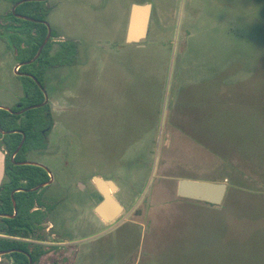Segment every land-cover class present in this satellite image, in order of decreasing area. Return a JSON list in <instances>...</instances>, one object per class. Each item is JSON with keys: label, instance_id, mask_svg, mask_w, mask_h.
<instances>
[{"label": "rangeland", "instance_id": "obj_1", "mask_svg": "<svg viewBox=\"0 0 264 264\" xmlns=\"http://www.w3.org/2000/svg\"><path fill=\"white\" fill-rule=\"evenodd\" d=\"M132 2L153 7L140 46L125 42ZM12 8L0 0L1 28ZM45 8L50 53L72 41L77 57L45 73L54 125L47 148L25 161L58 178L79 171L86 183L99 172L127 184L136 212L99 239L119 264H264V0H48ZM18 64L3 29L0 106L12 110L24 106ZM160 177L225 182L228 191L215 206L158 192ZM46 227L40 236L60 242V229Z\"/></svg>", "mask_w": 264, "mask_h": 264}, {"label": "trees", "instance_id": "obj_2", "mask_svg": "<svg viewBox=\"0 0 264 264\" xmlns=\"http://www.w3.org/2000/svg\"><path fill=\"white\" fill-rule=\"evenodd\" d=\"M19 1L21 0H10L13 6ZM45 5L46 2H25L17 7L16 12L39 21H45L49 13ZM6 16L4 18L8 23L3 28L0 26V33L3 29L6 33H10L17 51L18 63L32 60L46 39L48 27L44 23L17 18L12 11ZM53 37H55V32H52ZM52 45L53 42L50 40L41 56L34 63L20 67V72L33 75L43 85V77L51 67L76 62L78 48L76 43L72 41L61 42L60 48L55 54L50 53ZM20 79H22L24 87V106L13 109L14 112L45 101L44 92L34 79L24 75H20ZM53 125L54 121L49 103L23 114H14L0 109L1 128L4 131H14L8 135L0 133V147L7 152L5 171L8 178V181L0 188V214L14 215L12 192L18 189H33L49 180L48 173L42 167L15 164L14 161L24 162L26 153L46 149V139ZM18 131L26 135V140L20 152L12 160L11 156L23 139V134ZM14 197L18 214L15 217L0 216V251L21 250V252L16 251L2 257L11 259L12 264H30L26 252L31 256L33 264H65L66 253L64 249L55 253L52 259L44 260L45 257H49L48 255L52 250L59 249V247H48L28 241L31 239L46 240L40 236L39 232L48 222V212L47 210L35 209L36 207L46 208L39 193L21 191L16 192Z\"/></svg>", "mask_w": 264, "mask_h": 264}, {"label": "crops", "instance_id": "obj_3", "mask_svg": "<svg viewBox=\"0 0 264 264\" xmlns=\"http://www.w3.org/2000/svg\"><path fill=\"white\" fill-rule=\"evenodd\" d=\"M134 4L144 5L147 3L132 2L131 7ZM152 20L151 14L147 37L150 36L152 30ZM128 27L129 20L125 33L126 44L142 45V42L147 39V37L134 43H128L126 41ZM160 34L162 33L160 32ZM80 69L87 70L91 68L88 66V63H85V66H81ZM5 168L6 152L4 151L3 153L0 150V184L6 175ZM49 173L52 175L50 170ZM65 173V176L59 178L56 177L55 174L54 176L52 175L53 181L51 184L41 189V192L44 191V196L42 198L43 202L49 209V211H47L48 222L46 223L47 225L44 226H47V231L59 228L63 237L61 236L60 242L56 241L48 243L47 241L37 242V240L34 242L48 247H63L66 253L65 264H119L116 257H113L111 256L112 254L105 252V244L107 243H101L99 242V239L102 237L105 230L115 225V223H117L126 214L133 216L139 204L133 202L130 203L131 194L127 184L121 185L114 177H104L99 174V172H93L89 180L84 183L79 171H73L71 174H69L70 172ZM58 174L60 173L58 172L57 175ZM95 178H100L106 182L105 188L107 191L112 193V196L122 207L121 214L111 222L106 221L96 213V207L103 201L104 197L95 182ZM75 179H79L80 181L76 182ZM159 181H161V186L159 185V187L163 188L161 190L157 187L158 192H165L171 195H174L177 192L176 182H179L180 180H176L171 177H160ZM109 182L113 183L115 190H112L113 188ZM50 189H52V192ZM123 193H125V196L120 197ZM119 198L124 202L122 203ZM67 202H69V204L65 206ZM63 204L64 206L62 208L60 205ZM35 209L45 210L43 207H36ZM111 211L112 206L107 209L106 214L108 215ZM127 264L132 263L128 262Z\"/></svg>", "mask_w": 264, "mask_h": 264}, {"label": "water", "instance_id": "obj_4", "mask_svg": "<svg viewBox=\"0 0 264 264\" xmlns=\"http://www.w3.org/2000/svg\"><path fill=\"white\" fill-rule=\"evenodd\" d=\"M33 1L47 2L48 0H21L13 6L12 13L17 18H20L23 20L46 24V26L48 27V34L46 36L45 41L43 42V44L39 48L36 56L30 61H27L24 63H19L17 68L22 67L23 65H26V64L34 63L41 56L44 48L46 47V45L48 44V42L52 38V28L48 22L39 21L35 18L20 15L16 12L17 7L19 5H21L22 3L33 2ZM151 14H152V5L150 3L144 4V5H141V4L132 5L131 12H130V19H129V27H128L127 36H126V41L128 43L139 42L140 40L147 37V31H148V26L150 23ZM16 72L21 76L24 75V76H28V77H31L32 79H34L37 82L38 86L43 90L44 95H45V101L41 104L33 105L30 107L24 108L18 112H14L11 108L4 107V106H0V109L7 110V111L14 113V114H23V113H25L31 109H36V108H40V107L47 105L49 103V97L47 95L45 88L37 80V78H35L33 75H30V74L20 73V72H18V70ZM18 132L23 134V132H21V131H18ZM0 133L3 135H8V134L14 133V131H4L0 126ZM25 140H26V135L23 134V139H22L20 145L18 146L17 150L12 155V160H14L15 156L22 149V147L25 143ZM14 163L15 164H21V165L39 166V167H42L43 169H45L49 172L48 168L41 163L31 162V161H25L22 163H17L14 161ZM50 176H51V179L48 182L42 183L33 189H18V190H15L14 192H12V200H13L14 210H15L14 215L10 216V215L0 214V216L15 217L18 214V207H17V203H16V200L14 197L15 193L21 192V191H23V192L39 191L42 188H44L45 186L51 184V182L53 181V178H52L51 174H50ZM95 182H96L97 186L99 187V189L101 190L103 197H104L103 201L96 207V213L100 217L105 219L106 221L111 222V221L115 220L121 214L122 207L115 200V198L112 196V193L107 191V189L105 188V184H106L105 181H103L100 178H95ZM109 184L112 186V188H113L112 190H115L113 183L109 182ZM227 189H228V185L225 182L215 183V182H204V181L182 179L178 182L177 195L181 198H184V199L202 201V202L209 203L211 205L220 206L223 204V202L225 200V197L227 194ZM110 206H112V211L109 212L107 215L106 212ZM16 251L21 252V250L0 251V256L7 255V254H10V253H13ZM25 254L28 255L29 260H30V264H33V260L31 258V256L26 252H25Z\"/></svg>", "mask_w": 264, "mask_h": 264}, {"label": "flooded vegetation", "instance_id": "obj_5", "mask_svg": "<svg viewBox=\"0 0 264 264\" xmlns=\"http://www.w3.org/2000/svg\"><path fill=\"white\" fill-rule=\"evenodd\" d=\"M25 162V161H24ZM17 163H22V162H17ZM46 172L48 173V175L50 174L47 170H46ZM51 179V176L49 175V180ZM49 180H47L46 182H48ZM45 182V183H46ZM36 192H38V193H41V191L39 190V191H36ZM40 195V194H39ZM41 199H42V197H41ZM42 201H43V199H42ZM44 203V202H43ZM45 204V203H44ZM45 206H46V204H45ZM43 208H45V207H43ZM45 210H47V211H49V209H48V207L46 206V208H45ZM44 210V211H45ZM46 225V224H45ZM61 248V247H60ZM62 249H63V247H62Z\"/></svg>", "mask_w": 264, "mask_h": 264}]
</instances>
